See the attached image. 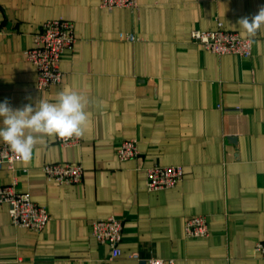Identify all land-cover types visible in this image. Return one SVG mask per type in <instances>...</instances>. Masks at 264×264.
Returning a JSON list of instances; mask_svg holds the SVG:
<instances>
[{"label": "crops", "instance_id": "0c3cea01", "mask_svg": "<svg viewBox=\"0 0 264 264\" xmlns=\"http://www.w3.org/2000/svg\"><path fill=\"white\" fill-rule=\"evenodd\" d=\"M138 4L133 11L101 0H0V103L35 106L61 90L89 100L80 144L44 137L30 162L17 163L21 190L51 218L36 233L13 225L9 205L0 204V264H264L256 252L264 240V30L251 38L248 57L218 55L191 39L193 29L219 23L248 37L238 21L264 0ZM53 18L73 21L77 41L62 58V82L40 90L25 52ZM130 138L139 154L122 161L117 147ZM58 161L81 163L82 182L48 180L42 166ZM154 164L182 165L183 180L149 190ZM12 178L0 170V186ZM112 215L124 221L115 259L93 236V222ZM191 215L207 217V237L185 235Z\"/></svg>", "mask_w": 264, "mask_h": 264}, {"label": "built area", "instance_id": "2783aa9c", "mask_svg": "<svg viewBox=\"0 0 264 264\" xmlns=\"http://www.w3.org/2000/svg\"><path fill=\"white\" fill-rule=\"evenodd\" d=\"M103 8L112 10L117 7H126L133 11L139 8L138 0H101ZM134 34L128 39L135 40ZM191 39L204 49L218 55L235 54L248 57L253 51V41L236 31L222 28L193 29ZM77 41L75 23L65 18H53L43 23L41 29L34 35V45L25 54L37 69V87L47 90L59 84L63 79L61 61L64 54L73 49ZM62 146H75L81 143V138L61 139L56 137ZM117 154L122 161L132 159L139 154L138 143L135 138L125 139L117 147ZM22 162L5 143L0 144V170L6 169L13 173L9 184L0 186V204L9 205L11 223L15 226L25 227L36 233H41L51 215L47 207L35 202L30 194L20 188L21 170L16 166ZM42 170L50 181L61 185L77 184L82 182L84 167L81 163L58 161L46 163ZM27 171V169H24ZM148 188L151 191L175 187L184 178L182 165L154 164L146 169ZM124 221L116 215L93 222V236L103 245L111 249V259L122 254L120 245L123 241ZM184 233L187 237H207L210 225L205 215L187 216L184 221ZM256 252L264 258V240L256 244ZM146 264H166V260L150 258Z\"/></svg>", "mask_w": 264, "mask_h": 264}, {"label": "clouds", "instance_id": "9594fccd", "mask_svg": "<svg viewBox=\"0 0 264 264\" xmlns=\"http://www.w3.org/2000/svg\"><path fill=\"white\" fill-rule=\"evenodd\" d=\"M238 24L249 38L257 36L264 30V6L255 15L239 19ZM88 104L84 94L73 90H61L54 101L39 99L35 106L28 103L18 109H13L5 99L0 103V141L28 163L44 137H83L89 119Z\"/></svg>", "mask_w": 264, "mask_h": 264}]
</instances>
